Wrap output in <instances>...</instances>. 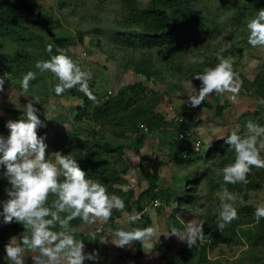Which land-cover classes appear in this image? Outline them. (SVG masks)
I'll return each mask as SVG.
<instances>
[{"label":"rangeland","instance_id":"obj_1","mask_svg":"<svg viewBox=\"0 0 264 264\" xmlns=\"http://www.w3.org/2000/svg\"><path fill=\"white\" fill-rule=\"evenodd\" d=\"M150 2L151 0H137V6L145 9ZM34 3L36 13L41 17L51 18L53 22L45 32H40L33 20L24 21V25L32 31L31 35L27 32V36L33 37L26 42L0 36V59H8L14 66V70L6 75L8 83L4 85V91L0 92V116L6 121L21 118L23 108L29 100L33 96H39L41 104L33 103L45 126L38 129V135L45 137L48 153L60 151L65 155L72 153L73 157L86 153L88 142L100 140L106 133V140L125 146L127 169L122 176L125 184L120 188L124 191L133 189L136 196L148 188V181L139 166L140 157L135 153L133 138L121 130L109 129L106 132L91 124L87 118L76 120L74 110L81 101L67 95L57 97L54 92L57 79L50 72L40 73L35 69L37 61L47 60L42 40L52 37L71 38L76 42L67 47L65 54L79 61L84 69L92 71L93 80L90 84L94 85L97 93L116 96L124 86L142 83L164 95V102L158 111L168 122L184 116L185 121L190 124L185 129L189 135L188 140L184 141L185 148H192L195 140L202 141V150H190L192 154L187 156L193 158L191 164L179 163L172 160L171 154V142L175 139L174 127L169 126L164 131L148 134L141 153L146 159L144 166L147 170L151 168L150 163L156 165L160 178L159 189L180 191L184 180L200 177L192 206L181 208L174 201L166 203L163 199H157L160 206L156 207L155 200L145 197L142 201L144 212L151 216L153 224H158L162 233H168L171 227H177V222L182 225L192 220L200 222L201 216L217 222L220 204L218 194L226 187L219 182V170L222 160L232 152L227 151L230 146L224 141L237 126L239 133L246 135L245 126L248 121L264 126V104L260 103L264 99L251 86L264 63V48H252L247 43L249 32L246 25L254 16L244 8L246 1L230 5L224 0H194V7L207 18L206 30L187 31L180 38L179 45L169 44L164 49H140L123 43L120 35L134 36L139 30L126 22L128 11L120 0H34ZM222 48L225 57H234V69L241 72L249 83H242L236 102L225 96L224 103L221 104V98L213 94L200 106L192 108L187 103L192 91L187 81H191L198 91L201 82L194 79V74L203 72L205 68L215 67L218 63L216 53ZM142 54L153 59L161 71L160 76L155 75L149 81L131 70L129 63L132 58L137 59ZM28 71H36L37 79L30 83L29 91L23 93L20 81ZM142 129L147 133V130ZM0 135L7 137L9 130H0ZM214 147L217 148L216 152L207 161L206 152ZM261 156L264 158V150L261 151ZM4 171L0 170L1 173ZM262 184L263 189L260 191L240 193L228 189L238 193L243 200L241 203L238 199L234 205L239 213V219L233 221L237 230L248 228L264 231V222L257 224L252 215L257 206L264 204V181ZM5 200L6 193L0 189L1 206ZM134 210L138 212L136 208ZM245 210L249 212L245 214ZM126 214L131 213L123 212L119 218L107 224H81L75 229L76 233L85 238V253L95 250L99 254L97 261L86 260L84 264H251L255 255L264 264V243L251 245L242 233L234 241H219L216 244L211 243L206 236L203 245L193 248L176 237L161 235L160 243L154 251L148 254L143 251V258L137 263L135 244L131 248H117L110 242L101 244L99 240L108 235L109 229L126 227ZM11 237L12 232L8 231V240L0 241V264H11L5 259V245ZM15 237L19 239V235ZM108 239L110 241L111 238ZM172 256H176L175 263ZM30 262L31 257H28L26 264Z\"/></svg>","mask_w":264,"mask_h":264},{"label":"clouds","instance_id":"obj_2","mask_svg":"<svg viewBox=\"0 0 264 264\" xmlns=\"http://www.w3.org/2000/svg\"><path fill=\"white\" fill-rule=\"evenodd\" d=\"M246 27L249 32L247 43L252 48H264V7L258 9ZM54 47L50 43L45 50L51 54ZM223 51L222 48L216 53L218 63L215 67L194 74V79L201 82L198 91L191 81H187L192 89L187 103L192 108L200 106L213 94L221 98V104L225 96L232 102L237 101L243 82L239 72L234 69V57H225ZM56 52L50 59L39 60L34 66L40 73L50 72L58 79L54 87L55 95L60 97L75 89L96 103L97 97L90 86L92 71L84 69L79 61L73 60L62 49L56 47ZM6 75L0 76V92L4 91ZM36 79V71L24 74L20 81L22 92L27 93L30 83ZM33 101L41 104L40 97L33 96L23 108L21 118L7 121L9 135H0V166L5 169L3 176L10 184L5 189L8 199L2 202L0 216L4 224L15 222L24 229L19 239L13 236L5 245V259L11 264H26L28 257H31L32 264H84L86 260L97 261L98 252L85 253V244L76 238V230L71 222L79 219L89 226L98 222L107 224L114 211L124 212L125 201L120 196L110 194L102 182L88 178L72 153L47 152L45 137L38 135V129L45 125L37 115L39 110ZM260 103L264 104V100ZM80 106L83 107L82 102ZM245 127L246 135L242 136L237 126L225 140L230 145L227 151H234L235 159L219 170L224 185L246 186L253 168L264 169V158L261 156L264 150V126L248 121ZM218 195L220 204L216 228L223 233L226 226L239 219L238 209L234 205L238 199L241 203L243 200L227 187ZM142 215L135 210L126 214V227L109 229L108 235L99 239L100 243L110 242L117 248H131L139 242L146 254L154 251L161 235L176 237L189 248L205 243L203 221L192 220L186 223L183 230L173 226L170 232L162 233L158 224L133 226L141 220ZM253 216L257 224L264 219V204L255 208Z\"/></svg>","mask_w":264,"mask_h":264},{"label":"trees","instance_id":"obj_3","mask_svg":"<svg viewBox=\"0 0 264 264\" xmlns=\"http://www.w3.org/2000/svg\"><path fill=\"white\" fill-rule=\"evenodd\" d=\"M120 1L123 7L128 11L126 22L130 27L139 30V33L134 36L128 34L120 35V39L128 46L140 49H164L169 44L176 43L179 45L180 38L185 35L187 31L203 32L207 27L205 24L207 18L194 7V0H151L149 6L145 9H141L137 6V0ZM224 1L230 5H236L241 1H246L247 5L244 8L250 11L252 16L256 15L258 9L264 7V0ZM36 9L34 0H0V36L11 37L20 42L32 40L33 37L30 38L26 34L27 32L30 35L32 34L31 29L24 25V21L26 20H33V24L37 26V29L40 32H45L53 20L47 16L41 17L39 13H36ZM36 38H39V36ZM42 42L44 44V50L46 49V45L52 43L66 53L67 47L75 44L76 41L71 38L52 37L49 40H42ZM56 47L53 48L51 54L45 50L47 59H50L51 55L57 54ZM129 65L135 74L143 75L149 81L153 76L161 75V71L157 68L156 63L146 54L140 55L137 59L132 58ZM12 70H14V66L9 63L8 59H0V76H3L4 73L12 72ZM239 75L243 83H249L241 72H239ZM4 78V85H6L8 83V78L7 76H4ZM90 86L97 97L96 103L89 101L82 93L75 89L63 94V96H71L83 103V107L80 106L81 103H78L74 110L76 112V120L82 121L84 118H87L91 124L99 126L106 132L109 131V129L121 130L123 133L132 137L135 153L140 157V169L148 181V188L138 196H136L133 189L124 191L123 188H120L121 185L125 184L122 176L126 173L127 169L124 159L125 146L123 144H116L112 140H106V133L102 135V139L88 142L86 153L74 156L80 168L85 171L88 178L102 182L107 187L110 194L120 196L125 201L126 207L124 212L132 213L136 208L139 213L143 214L141 220L133 226L148 227L153 225L151 216L144 212L142 201L145 197L152 200L163 199L166 203L174 201L181 208L192 206L197 196L196 192L200 177L196 176L195 178H187L184 180V184L180 187V191L159 189L158 181L160 178L158 169L154 163L148 162L151 168L147 170L144 166L146 159L141 153L148 134L158 130L164 131L171 126L174 127L175 130V139L171 142L172 160L179 163L187 162L191 164L193 158L186 157L188 158L186 159L183 157L182 152L185 148L184 141L179 139L180 133L185 132V129L190 127V124L185 121L184 116L182 117V122L176 119L168 122L165 116L158 111V108L164 102V95L150 89L142 83L124 86L116 96H112L108 93L99 94L96 92L93 84H90ZM251 86L255 89L256 94L264 99V63L251 82ZM6 123L7 121L0 116V130H7ZM141 126L147 129V133L144 132ZM91 134L93 135V133ZM216 149L217 148L214 147L206 152L207 161L213 158ZM189 153L192 154L191 152ZM234 159L235 154L234 151H232L229 157L222 160L221 169L225 165L233 163ZM119 165L122 170L119 168ZM0 170L5 169L0 166ZM61 179H63L62 176ZM218 179L219 182L223 183L222 174H219ZM248 179L250 182L246 186H234L231 184L225 186L229 190L240 193L260 191L263 189L264 169L258 170L253 168ZM9 187L10 184L3 176V173L0 172V189H3L5 192L4 189ZM6 197L8 199L7 194ZM2 210L3 207L0 205V212H2ZM248 212V210H245V214ZM252 212L254 213V211ZM121 214V212L114 211L109 221L113 222L116 218H119ZM201 218V221L204 223L203 231L213 244L219 241H234V239L239 238L240 233L248 238L251 245L264 243V231L261 229L254 231L248 228H238L237 230L236 225L232 222L224 229L223 233H221L216 228L217 222H211L206 216H201ZM261 222H264V219H261ZM71 224L72 227L76 229L83 223L81 220L76 219L73 220ZM176 226L178 229H184L185 227V225L178 222ZM8 231L12 232V236L19 235L20 238L24 229L22 225L15 222L4 224L3 217L0 216V241L8 240ZM75 235L77 239L82 240L84 244L86 243L82 234L75 232ZM135 246L137 249L135 260L139 263L143 258V250L139 242H136ZM182 253L181 251L180 254ZM172 261L173 263L176 262V256H172ZM253 262L254 264H258V262L261 264V259L255 255L251 260V264H253ZM28 264H32V262Z\"/></svg>","mask_w":264,"mask_h":264},{"label":"built area","instance_id":"obj_4","mask_svg":"<svg viewBox=\"0 0 264 264\" xmlns=\"http://www.w3.org/2000/svg\"><path fill=\"white\" fill-rule=\"evenodd\" d=\"M178 121L182 122L183 118L182 117H178ZM142 128H144L145 130H147L144 126H141ZM179 139L180 140H187L188 139V134H186V132H181L179 135ZM203 144L202 141L200 139L193 141L192 144V148H185L182 152V155L184 156V158H186L189 155L190 150L193 152H200L202 150ZM155 206H160V203L158 200H155Z\"/></svg>","mask_w":264,"mask_h":264}]
</instances>
